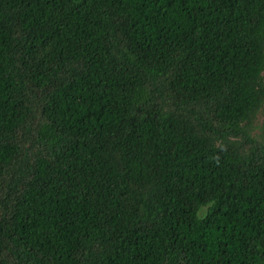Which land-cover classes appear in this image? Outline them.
Wrapping results in <instances>:
<instances>
[{
  "label": "trees",
  "instance_id": "1",
  "mask_svg": "<svg viewBox=\"0 0 264 264\" xmlns=\"http://www.w3.org/2000/svg\"><path fill=\"white\" fill-rule=\"evenodd\" d=\"M264 0H0V264H264Z\"/></svg>",
  "mask_w": 264,
  "mask_h": 264
},
{
  "label": "rangeland",
  "instance_id": "2",
  "mask_svg": "<svg viewBox=\"0 0 264 264\" xmlns=\"http://www.w3.org/2000/svg\"><path fill=\"white\" fill-rule=\"evenodd\" d=\"M263 120H264L263 117H259L258 122L260 123V122L263 121Z\"/></svg>",
  "mask_w": 264,
  "mask_h": 264
}]
</instances>
